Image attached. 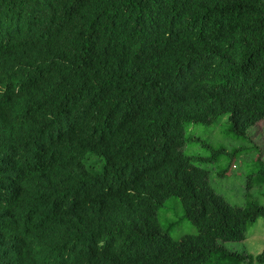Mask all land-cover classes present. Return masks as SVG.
<instances>
[{
  "label": "trees",
  "instance_id": "1",
  "mask_svg": "<svg viewBox=\"0 0 264 264\" xmlns=\"http://www.w3.org/2000/svg\"><path fill=\"white\" fill-rule=\"evenodd\" d=\"M222 117L259 161L243 205L183 151ZM261 124L264 0H0V264H264L226 245L264 217Z\"/></svg>",
  "mask_w": 264,
  "mask_h": 264
},
{
  "label": "rangeland",
  "instance_id": "2",
  "mask_svg": "<svg viewBox=\"0 0 264 264\" xmlns=\"http://www.w3.org/2000/svg\"><path fill=\"white\" fill-rule=\"evenodd\" d=\"M249 133L255 141L252 140L253 143L262 146L261 152L264 155V124L251 128ZM184 134L186 145L183 151L194 157L196 163L208 165L212 171V185L216 190L231 204L246 203L249 199L246 195L248 175L255 173L259 161L254 151L240 150L241 153L235 154L241 149L240 147L249 148L251 144L236 139L228 118L222 117L212 124L199 122L187 125ZM230 162H233L231 167H229ZM250 194L264 202L258 188H251ZM158 217L164 229L174 239L186 231H196L191 221L185 216L180 201L175 197L164 201L159 209ZM226 245L232 250L247 251L251 254L262 252L264 249V217L259 218L248 228L244 240L228 242Z\"/></svg>",
  "mask_w": 264,
  "mask_h": 264
}]
</instances>
